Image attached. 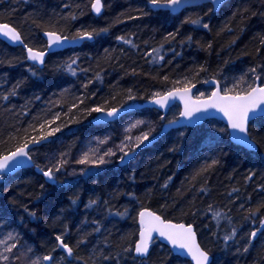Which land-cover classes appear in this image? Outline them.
Here are the masks:
<instances>
[{
	"label": "trees",
	"instance_id": "16d2710c",
	"mask_svg": "<svg viewBox=\"0 0 264 264\" xmlns=\"http://www.w3.org/2000/svg\"><path fill=\"white\" fill-rule=\"evenodd\" d=\"M93 1L0 0V23L32 49H46L45 32L71 38L95 30L93 42L49 55L43 69L28 63L22 48L0 41V157L59 128L32 151L33 169L0 180V240L11 234L8 243L16 244L11 252L0 244L8 257L0 264H32L45 255L54 256L52 264H191L157 241L146 260L134 256L143 209L194 226L211 264H264V231L251 241L264 221V118L249 128L255 153L231 143L227 127L210 120L171 131L125 166L118 162L138 148L136 138L156 135L178 119L180 107L165 117L142 109L91 123L94 108L143 103L185 86L206 98L210 80L222 93L236 85L233 95L264 84V0H227L218 10L201 4L177 14L153 11L149 0H102L99 18ZM109 141L127 144L102 165ZM61 161L54 180H46L40 169ZM57 236L73 249L71 257Z\"/></svg>",
	"mask_w": 264,
	"mask_h": 264
},
{
	"label": "snow or ice",
	"instance_id": "6c2138e0",
	"mask_svg": "<svg viewBox=\"0 0 264 264\" xmlns=\"http://www.w3.org/2000/svg\"><path fill=\"white\" fill-rule=\"evenodd\" d=\"M187 0H149V3L155 8H163V9H170L172 11L179 10ZM213 5H219L222 3V0H210ZM101 0H95L92 4V9L99 14L101 12ZM75 18V17H73ZM192 23H198V21H192ZM205 28L208 27L207 24L203 25ZM106 31V29L101 30ZM95 30L93 31H78L75 36L69 38L67 36L58 35L56 32H45V35L48 37V47L51 49L54 45L55 46H62L65 41L71 40V42H75L78 40H91L93 38ZM0 35L7 37L9 40L13 42H20L21 40L20 34L12 27L7 24H0ZM123 39V38H121ZM190 39V38H189ZM125 43H131L130 41L125 40ZM27 47V45H25ZM28 59L37 63V64H44V56L46 53L44 51H36L32 48H28ZM158 51V50H154ZM151 55V53H149ZM163 59V57H159ZM72 63H75L73 60ZM68 70L71 71V64L68 65ZM255 72V69H252ZM75 73L73 72V75ZM33 75L35 73L33 72ZM99 78V77H98ZM256 79H259L257 76ZM167 80V77H165ZM244 80L241 78V83ZM179 83V82H177ZM194 87V85H193ZM237 86L234 85L233 89H225L224 94L221 95L220 91H214L212 95L207 99L199 102V105L193 107L190 103L186 100L185 101V110L183 112V116L186 119H191L194 112H198L201 110H207L208 108H215L218 111L222 112L225 117L228 119V124L232 130L238 133H242L243 136L238 137L237 139L241 143H246L250 148L254 147V142L249 138V129L248 123L250 119H253L255 114L259 112H264V87H253L249 85L246 89H241L235 95H229ZM180 89L176 91H169L166 95L160 96L159 93L156 96L160 98H153L151 101L153 104L159 105L160 107H165L167 102L170 98H174ZM190 92V88L185 86L183 88V94H181V99H184L185 96ZM242 93V94H241ZM14 94V93H13ZM130 98H132L130 96ZM7 99V97H5ZM92 111L99 112L101 111L100 108H94ZM119 109H112L107 111V116L112 117L117 114ZM142 123V122H138ZM171 124H175L176 121H171ZM136 125H133L135 127ZM41 129H44V125L40 126ZM59 128L52 129L48 131L46 134L43 133L37 138L33 137L30 141L25 142L24 144L19 145L14 151H12L8 155H4L2 159H0V173L9 170V166L11 162H16L12 165V167L19 166L23 163V160L20 158H26L31 160V156L26 151L28 147V143H39L41 140L46 139L48 136L53 135ZM137 141L139 142L136 146L139 147V144L143 143L144 141L149 139V132L143 133L142 136H138ZM111 153H105V155H109ZM129 155L127 152L125 156ZM79 163H87V157L78 161ZM103 157L100 158L98 163H104ZM63 161L59 162L54 169L48 168L40 169L43 172V175L48 178V180H54V171H60V166ZM216 163V161H213ZM0 179H3L0 176ZM166 186V185H165ZM75 203V201H73ZM93 203H95L93 201ZM31 215H35V213H31ZM220 216L219 212L214 213V217L218 218ZM139 241L135 245V252L140 256H147L149 252V245L153 239V234L156 233L160 237L167 240L173 248L184 250L188 255L192 257L195 261V264H209V253L205 250H202L201 247L196 243L195 233L191 226H185L184 224H173L171 222H167L161 219V216L156 215L151 211H141L139 213ZM262 227H264V222H262ZM235 235V232L232 234ZM252 237L256 236V232H252ZM225 241L232 239V236H226ZM9 240H14V237L9 234L6 240H0V244H3L5 252H11L13 248L16 247L15 243L9 244ZM56 240L59 242V247L67 253L69 257L73 255V249L69 247L68 244L64 242L61 236H57ZM84 241H81L83 243ZM247 251V248L244 249ZM0 258L7 259L8 257L2 256L0 254ZM41 259L43 261H52L53 257L51 255H45L42 258H37L36 260L32 261V264H40Z\"/></svg>",
	"mask_w": 264,
	"mask_h": 264
},
{
	"label": "water",
	"instance_id": "95a60500",
	"mask_svg": "<svg viewBox=\"0 0 264 264\" xmlns=\"http://www.w3.org/2000/svg\"><path fill=\"white\" fill-rule=\"evenodd\" d=\"M226 1L227 0H222V3H220L219 5H213L210 2V0H187V2L184 4V6H182L179 10H177L175 12L172 11V10H170V9L155 8L153 6H152V10L153 11L163 10V11L170 12L172 14H177V13H179V12L185 10V9H188V8H191V7H195V6H198V5H201V4H210L214 8V10H218ZM94 2H95V0L93 1V3ZM101 5H102L101 12L99 14H97L92 9V5H91L92 15L94 17H96V18L101 17L103 15V13H104V3H103L102 0H101ZM0 24H6V23H0ZM7 25H9V24H7ZM9 26L12 27V28H14L11 25H9ZM20 36H21V34H20ZM42 38H43V40L46 43V49L44 50V52L46 53V55L44 56V64L41 65V64H37V63H35V62H33V61H31V60L28 59V51H27V49L29 47L28 46L25 47L26 44H25L22 36H21V40L23 42L20 43V42H13V41L9 40L7 37H4V36L0 35V41L6 43L8 46L16 47V48H22L25 51V55H26L27 62L30 63V64H32V65H34L38 69H43L44 68L46 59H47V57L49 55L55 54V53H59V52H62V51L68 50V49L78 48V47H81L86 42H93L95 40L94 37L91 40L85 39V40H78V41H75V42H71V40L69 39V41H65L62 46H55L54 45L51 49H49V47H48V37L45 35V33L42 34ZM33 50H36V49H33ZM36 51H39V50H36ZM206 86L212 88L211 94L208 97H206V98H196L195 97V92L197 90V87H195V86L193 87L192 86V87H188V88H190V92L185 96L184 99H181V94H183V88H181L180 89V92L174 98H170L168 100V102H167V105L165 107H163V108L160 107L159 105L153 104L151 102L153 99H151L149 101H146V102H143V103H132V104L126 105V106H124L122 108H118L119 111L117 112V114L115 116H112V117H109L106 114L107 111H109V110H107V111H100L99 113H97L92 118V124H94L95 126H102V125H106V124H109V123H113V122L119 120L120 118L126 116L129 113H132V112H135V111H138V110H142V109H155V110L161 112L163 114V116L165 117L169 113L170 109L174 105H178L180 107V109H181L180 115H179L178 119L174 120V121H176L175 124H171L170 122L165 123L161 127L160 131L156 135H154L153 137H151L149 140L145 141L136 151L129 153V155H127V156H124V158L119 161V163H118L119 166H125L128 163H130L135 158V156L138 155L142 150H144L146 148L152 147L155 143H157L160 139H162L164 136H166L167 134H169L171 131L179 130V129H183V128H197V127L202 126L204 123H206L207 121H210V120L219 121V122L223 123L227 127L228 135H229V140L231 141V143H233L234 145H236L238 147H241V148H243V149H245L247 151L254 152V153L257 152V145L254 142V140H252V138L250 137V134H249V138L254 142V145H255L254 147H251V148L246 143H241L237 139L238 137L243 136V134L242 133L235 132L234 130H232L230 128L229 124H228L227 117H225L222 112L218 111L215 108H208L207 110H201V111H198V112H194L193 115H192V117H191V119L184 118V116L182 114H183V112L185 110V101L186 100L190 103L191 106L196 107V106L199 105V102L200 101L207 100L212 95V93L214 91L219 90L221 95L224 94V93H222L218 82L215 81V80H210L209 82H207ZM254 87H264V84H261L259 81H257L256 82V85ZM176 90L177 89H174V90H171V91H176ZM166 94L167 93H165V94H163L161 96H164ZM229 95H233V94H229ZM155 98L158 99L160 97L157 96ZM262 118H264V112H259L258 111L255 114V116L253 117V119H250L249 120L248 129L250 128V125L254 121H256L258 119H262ZM49 142H50V138H46L44 140H41L39 143H29L26 151L31 156V153H32V151L34 149H36V148H38V147H40V146H42L44 144H47ZM2 158H3V156L0 157V159H2ZM20 159L23 160V163H21L19 166L12 167V165L15 164L16 162L15 161L14 162H11L10 163V166H9V170H6V171L0 173V176H2L3 178L4 177H8V176H15V175H17L18 173H20L22 171L29 170V169H33L35 167V164H34V161H33L32 156H31V160H28L26 158H20ZM44 177L46 178V180H48V178L46 176H44ZM48 181H50V180H48ZM141 211H151V210L143 209ZM156 215H158V214H156ZM161 219H163V218L161 217ZM167 222H171L173 224H184L186 227L187 226H191L192 229H193V231H194V233H195L196 243L201 247L202 250H204L203 247L201 246L200 242H199V238H198V235L196 233V230H195V227L194 226L187 225L185 223H175V222H172V221H167ZM137 224H138V227L140 229L139 214H138ZM263 231H264V227H262V225H261L259 227L258 231L256 232V236L255 237H252L251 238V241L254 242L260 236V234ZM138 241H139V234H138L137 242ZM156 241L158 243H160L161 245L169 248L170 251L173 253V255H175V256H177L179 258H182L184 260H187L191 264H195V261L192 259V257L190 255H188L184 250L177 249V248H173L172 245L167 240H165L164 238L160 237L156 233L153 234V239L150 242L148 255L147 256H140V255H138L135 252V246H134V256L137 259H139V260H146L147 258H149L150 254H151V250H152L153 243L156 242ZM58 245H59V243H58ZM60 251L66 257H69L67 255V253L64 252V250L62 248H60ZM212 259H213L212 256L209 254V264L212 263ZM52 262H53V260L52 261H44L45 264H52Z\"/></svg>",
	"mask_w": 264,
	"mask_h": 264
},
{
	"label": "rangeland",
	"instance_id": "374dc122",
	"mask_svg": "<svg viewBox=\"0 0 264 264\" xmlns=\"http://www.w3.org/2000/svg\"><path fill=\"white\" fill-rule=\"evenodd\" d=\"M145 142V141H144ZM127 143H122L121 145H117L116 144H112L110 141L109 143L106 142V151L104 152V158H105V163L104 164H108L109 163V159H111L113 156H117L120 152L125 150V145ZM105 153H111L109 155H105ZM102 164V165H104ZM30 264V263H28ZM40 264H45L43 261L40 262Z\"/></svg>",
	"mask_w": 264,
	"mask_h": 264
},
{
	"label": "bare ground",
	"instance_id": "6f19581e",
	"mask_svg": "<svg viewBox=\"0 0 264 264\" xmlns=\"http://www.w3.org/2000/svg\"><path fill=\"white\" fill-rule=\"evenodd\" d=\"M128 105H129V104H128ZM125 106H126V105H125ZM123 107H124V106H123ZM120 108H122V107H120ZM116 109H118V108H116ZM111 110H112V109H111ZM98 113H99V112H98ZM132 113H133V112H132ZM129 114H131V113H129ZM127 115H128V114H127ZM91 123H92V120H91ZM92 125H94V124H92ZM152 137H153V136H152ZM149 139H150V138H149ZM149 139H148V140H149ZM50 141H51V139H50ZM146 141H147V140H146ZM143 143H144V142H143ZM143 143H142V144H143ZM142 144H141V145H142ZM141 145H140V146H141ZM140 146H139V147H140ZM139 147H138V148H139ZM138 148H137V149H138ZM137 149H136V150H137ZM136 150H134V151H136ZM134 151H131V152H134ZM131 152H129V153H131ZM129 153H128V154H129ZM124 156H125V155H124ZM124 156L121 157L120 160H122V159L124 158ZM136 156H137V155H136ZM120 160H119V161H120ZM118 163H119V162H118ZM118 166H119V165H118ZM42 175H43V173H42ZM137 219H138V216H137ZM263 222H264V221H263ZM137 225H138V224H137ZM261 225H262V224H261ZM261 225H260V226H261ZM260 226H259V227H260ZM138 228H139V227H138ZM257 231H258V230H257ZM58 243H59V242H58ZM168 249H169V248H168ZM53 258H54V256H53ZM53 260H54V259H53ZM42 261H43V260H42ZM42 261H41V262H42ZM43 262H44V261H43Z\"/></svg>",
	"mask_w": 264,
	"mask_h": 264
}]
</instances>
